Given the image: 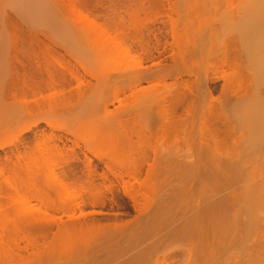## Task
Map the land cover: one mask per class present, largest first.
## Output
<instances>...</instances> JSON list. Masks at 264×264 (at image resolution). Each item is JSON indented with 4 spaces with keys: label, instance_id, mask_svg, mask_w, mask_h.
<instances>
[{
    "label": "rangeland",
    "instance_id": "374dc122",
    "mask_svg": "<svg viewBox=\"0 0 264 264\" xmlns=\"http://www.w3.org/2000/svg\"><path fill=\"white\" fill-rule=\"evenodd\" d=\"M89 2L91 19L110 30V38H103L101 30L99 34L87 21L78 19L63 0H0V144L7 143L0 149L1 164H5L8 156L16 160L18 154L32 153L35 144L43 146V136L61 135L62 140L56 139L50 145H57L58 150L45 153L51 159L44 167L46 175L55 172L65 182L76 179L86 185L89 159L96 170L94 182L104 203L93 205L90 193H84L81 199L78 189L70 184L64 190H54V184L48 189L46 185L52 183L48 177L43 180V187L50 201L57 205L66 202L69 207L61 211L34 199L18 198L13 210L44 218L40 224L27 228L37 239V248L28 260L21 261L10 256L5 246H0V264H264V254L258 250L260 229L252 225L254 218L264 217V149L251 146L247 139L250 125L244 116L248 107L239 99L219 107L224 124L220 122L217 126L229 127L231 139L214 143L203 135L200 126V118L206 116L208 109V96L202 90L205 75L208 84V77L214 75L211 64L218 58L215 55L221 50L222 42L228 46L232 40L243 44V26L253 11L250 0H233L230 4L225 0ZM33 3L41 9L34 10ZM258 7H261L259 12L264 11V0L258 2ZM43 43L61 52L65 61L93 72V77H87L89 84L83 89L84 95L70 100L69 109L63 113L57 108L50 111L47 106L30 110L16 103L9 94L15 48H23L31 59L32 51H39ZM23 61L28 63L26 58ZM243 61L248 67L251 64L247 58ZM260 67L264 74V55ZM139 74L144 78L148 75L159 78H154L155 83L143 79L138 88L142 91L136 99L129 97L131 92L127 91L128 97L120 95L121 101L112 102L122 84ZM165 74L175 78L164 83L160 76L164 78ZM176 79L193 86V94L186 99L191 100L192 118L178 124L179 129L187 128L188 135L178 142L169 140L162 147L161 142L158 144L155 182L159 196L149 210L137 212L121 187L109 191L110 183H103L101 175L106 168L99 157L106 161L108 155L105 149L94 145L91 130L97 121L127 120L128 133L121 136L127 162L139 161L142 152L152 156L151 147L155 146V132L160 125L159 102L175 93L171 84ZM263 81L261 77L256 79L259 87ZM222 84V80L210 84L214 96L220 95ZM107 101L112 103L104 108ZM59 103L54 99L53 108ZM185 107H178V116L186 115ZM144 112L146 125L140 127L139 114ZM47 121L53 126L46 124ZM25 128L29 130L24 131ZM142 130L145 132L140 136ZM76 157L79 160L73 163ZM225 162L233 165L225 168ZM110 179L115 181L112 175ZM0 184H5L3 179ZM212 192L219 193L217 199L229 194L237 218L223 224L231 230L230 234L223 240L218 237L214 252L213 248L212 255L207 256L211 254L208 249L188 240L182 229L207 203ZM81 200L82 206H71ZM82 215L87 218L81 221L85 219L96 230L89 236L87 245L68 257L62 253L68 248L62 247L59 230L72 223L70 218L74 221ZM53 251L58 257L55 261L50 258Z\"/></svg>",
    "mask_w": 264,
    "mask_h": 264
},
{
    "label": "bare ground",
    "instance_id": "6f19581e",
    "mask_svg": "<svg viewBox=\"0 0 264 264\" xmlns=\"http://www.w3.org/2000/svg\"><path fill=\"white\" fill-rule=\"evenodd\" d=\"M63 1L70 10L77 14L78 19L82 21L85 20V22L87 21L89 24L88 26L97 29L99 34L102 31L103 34L101 33L100 35L103 38L104 36L108 38L111 37L110 30L103 28L102 25L91 19L89 15V0ZM231 1L233 0H225V3L230 4ZM260 1L262 0H250L253 11L249 16L248 22L245 24L246 26H243V44H235L233 40H227V42L231 41L228 46V43L224 44L222 42L220 46L221 50L218 49L215 55V57L218 55V58H215L216 61L214 60L215 65L211 64L214 66L212 68L214 75L210 78L208 77V82L211 84L219 80L223 81L218 97L214 96L215 92L210 84H205L207 81V75H205L206 81L204 80L203 85L207 90L204 86L205 90L203 88L202 90L204 94L207 93L209 104L207 103L208 109H206V116L204 115L200 118V126L203 135L209 137L214 143H217L219 139L225 141L232 138L229 127L226 126L222 129L217 126L222 122L220 113L218 112L220 110L219 107H224L233 99H239L244 106L248 107L244 119L250 125L247 133L249 144L258 149H264V81L260 87L256 83V79L259 77L264 79V74L260 67L261 59L264 55V11L259 12L261 7L257 8V4ZM92 6L94 7L95 5ZM32 7L34 10L40 8L36 3H33ZM170 9V11L175 12V9ZM35 13L37 14V12ZM115 31H119V29ZM124 35H122L123 38H125ZM42 45L43 48L39 46V51H32L33 58L31 59L26 55L23 48H15L11 78L9 81V94L15 99L16 103L27 106L30 110H42V108L47 106L50 108V111H54L57 108L58 111L63 113L64 110L69 109L68 103L70 100L74 99L76 96L81 98L84 95L83 89L89 84L87 77H93V72L89 68H80L65 61L64 55L61 54V52L47 46L45 43ZM125 52L130 54L129 49H125ZM23 58H26L28 63L24 62ZM243 58H247L251 61L249 67L245 65ZM33 60H35V62H33ZM215 72L218 74L215 75ZM162 76H160V79H162L164 83L167 82V79L172 80V78H175L173 77L174 75L171 76L170 74H167V76L165 74L164 78ZM156 77L159 78L158 76L152 75H148V78L147 76L144 78L141 74L132 77L126 83L122 84V88L114 96L112 102L121 101L120 95L128 97L126 96L127 91L131 92L129 97H135L136 99L138 93L142 91L138 89L141 81L146 79L154 82V78ZM157 80L159 81V79ZM178 80L179 79H176V81L171 84L175 93L173 92L170 96L162 98L159 102L158 121L160 125L155 132V146L151 147L152 156L142 152L143 156L139 161L127 162V157H125V153H123L125 152V144H123L124 142L121 139L122 133H128L129 123L127 120L124 121L120 118H111L104 122L97 121L93 125V130H91L94 145L97 148L105 149L108 155L106 161H104L102 157H99V160L106 168V171L101 175L103 183L106 184L107 181L110 183L108 187L109 191H112L116 187H121L124 194L131 200L137 212L149 210L159 196L155 182L160 146L158 144L161 142L162 145L160 147H162L169 140L178 142L182 137L185 138L188 135L187 128L183 126L179 129L178 124L180 123L182 125L184 120L192 118L191 100L186 101V99L189 96L191 97L194 91L193 86L186 80L182 82ZM151 81L147 82L150 83ZM74 83L75 86L73 87L72 85ZM180 87L183 88L182 92H180ZM46 91L50 93L46 94ZM54 99H58L60 103L53 108L52 102ZM112 102L107 101L104 104V108H107ZM179 106H186V110L183 109L186 117L182 115L185 118L177 115ZM138 121L140 127L146 125V112L139 114ZM46 124L53 126L52 123L48 121ZM27 130H29V128L24 129V131ZM144 132L145 130H142L139 132V135L141 136ZM46 137L47 136H43V146L40 144L36 146L35 144V149L32 153L26 154V152L24 155L18 154L16 160L8 156L5 159V164H1L0 162V179H3V183H5L4 185L0 184V246H5L10 256L18 257L21 261L28 260L34 255V249L37 248L38 244L37 239L33 238L28 233V226L34 224L38 225L44 218L36 214L33 215L32 212L27 213L15 209L13 210V205L17 203L18 198L25 201L34 199L48 208H55L62 211L67 209L69 204L63 202L57 205L51 202L46 187L52 189V186L50 187L49 185L54 184V190L55 188L56 190L62 188V190H64V188H67L70 184L72 187L78 189L81 199L84 193H90L92 195L91 202L93 205L99 202L103 203V196L97 192V187L94 182V172L96 170L93 169L89 159L86 164V173L89 179L86 185L79 184L76 179H72L69 183L68 180L65 182L62 178L60 179L55 172L50 173V175L48 174V176L46 175L44 167L47 166L46 164H50L49 162H51V159L45 153L49 150H58L57 145L53 147H50V145L51 142H56V139H59V141L62 140V136H55V134L52 135L50 133V135ZM6 145L7 143L0 144V149H3ZM77 147H79L78 144ZM148 147H150V145H148ZM78 160L79 158L76 157L72 162L74 163V161ZM68 162L70 161L68 160ZM223 165L227 168L233 164L225 162ZM144 170L145 177H142ZM109 174L113 176L115 181L110 179ZM48 177L49 180L52 179V183L47 184L49 187L47 185L43 187L45 185L43 180L48 179ZM262 186H264V182H262ZM218 194L219 193L212 192L208 197L207 203L192 215L189 222H187L186 226L182 229V232L186 234L188 240L199 242L201 245L200 247H205V249H208L206 251L210 253L212 249L218 245V237V239L223 240L230 234L231 230L224 227L223 224L230 219L235 220L237 218V215L233 214L232 210L234 207L231 203L229 194L217 199ZM73 203H71L72 207L79 204L82 206L84 202L81 200L80 203ZM81 218L86 219L87 217L86 215H82L77 219L74 218V221L70 218L72 223L66 227H62L61 225L63 224L59 225L63 228H59L61 230V233L59 230V235L62 239L61 245L62 247L66 246L68 248V250H63L62 253L68 257H71L72 254L80 251L81 247L87 245L89 236L96 230L95 226L88 225L87 221L85 222V219L81 221ZM252 225L260 229L259 234L261 242L258 244V250L262 251L264 254V217L258 216L254 218ZM20 234H22V236ZM21 242L24 243L23 246ZM55 245L56 243L54 246ZM214 250L215 248L213 252ZM56 255V252H51L50 258L51 260L53 259L52 261L58 259ZM210 255H212V253H208L207 256ZM207 256H203V258L205 257L207 259ZM8 264L11 263L8 262Z\"/></svg>",
    "mask_w": 264,
    "mask_h": 264
}]
</instances>
